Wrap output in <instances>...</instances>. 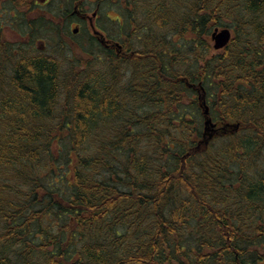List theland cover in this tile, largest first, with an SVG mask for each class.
<instances>
[{"label":"trees","instance_id":"16d2710c","mask_svg":"<svg viewBox=\"0 0 264 264\" xmlns=\"http://www.w3.org/2000/svg\"><path fill=\"white\" fill-rule=\"evenodd\" d=\"M21 1L0 0V264H264V0H130L126 60L85 31L43 52L58 15Z\"/></svg>","mask_w":264,"mask_h":264},{"label":"flooded vegetation","instance_id":"af4514ba","mask_svg":"<svg viewBox=\"0 0 264 264\" xmlns=\"http://www.w3.org/2000/svg\"><path fill=\"white\" fill-rule=\"evenodd\" d=\"M60 1L22 0L21 2L25 6L29 5L27 16L30 14L46 16L45 11L51 10L53 15H58L55 19L60 20L57 24L61 27H70L72 33L77 30L78 33L75 35L85 31L88 37L94 38L108 51L109 57L126 60L135 56L132 41L138 37L136 34H141V30L136 25L130 10L128 11L130 0H64L68 3L67 7L63 5L64 2L60 4ZM8 7L9 3L6 8L12 9L10 13L14 15V6L10 9ZM15 8L19 7L16 5ZM62 20L65 22L63 23ZM109 24L114 30L109 28ZM45 48V45L42 46V49Z\"/></svg>","mask_w":264,"mask_h":264},{"label":"rangeland","instance_id":"374dc122","mask_svg":"<svg viewBox=\"0 0 264 264\" xmlns=\"http://www.w3.org/2000/svg\"><path fill=\"white\" fill-rule=\"evenodd\" d=\"M142 2H152L153 0H141ZM64 2V3H63ZM60 4L63 3L66 7L68 6V3L64 0H61L59 2ZM131 9V7H128V11ZM38 15L36 14H30L29 17H36ZM114 16V15H113ZM7 18V16H6ZM57 22L54 24H45L43 23L42 26H45L44 28L40 29V41L36 43V47L40 50L42 49V46H46V49H42L43 52H47L50 54H53L55 56H63L65 55L67 57H74L77 51H80L79 44H84L86 39L82 35H71V28L70 27H63L60 26L59 29H56L55 25H58ZM10 24V22H9ZM48 25V26H47ZM111 30H114V27L112 25H108ZM18 28L20 29V24L18 25ZM15 27V24H10L7 26L6 29V35L7 37L12 41H18L21 37V31ZM61 29L63 30V34H70L72 39H70L68 36H64L61 33ZM67 29V30H66ZM109 29V30H110ZM221 30V28H219ZM59 32V33H57ZM212 42H214L212 40ZM77 55V54H76ZM217 136V135H216Z\"/></svg>","mask_w":264,"mask_h":264},{"label":"water","instance_id":"95a60500","mask_svg":"<svg viewBox=\"0 0 264 264\" xmlns=\"http://www.w3.org/2000/svg\"><path fill=\"white\" fill-rule=\"evenodd\" d=\"M75 32H77V30H75ZM212 40L214 41V48L215 49H222L224 48L226 45H228V43L230 42V40L232 39V31L229 28H221V30L219 28H216L213 33H212ZM201 100L203 101V108H204V114H205V134H210V137H213V135L217 134V130H223L224 133H226L225 131V126L223 127H219L217 129V124L213 121V119L209 116V107L206 105L205 102V95H202ZM227 127H229L230 129H232V132H237L240 128V124L239 123H235V124H227ZM222 133V132H221ZM220 133V134H221ZM219 134V133H218Z\"/></svg>","mask_w":264,"mask_h":264}]
</instances>
